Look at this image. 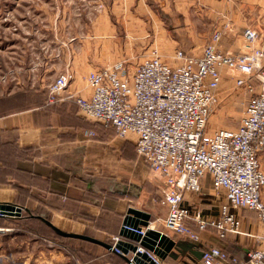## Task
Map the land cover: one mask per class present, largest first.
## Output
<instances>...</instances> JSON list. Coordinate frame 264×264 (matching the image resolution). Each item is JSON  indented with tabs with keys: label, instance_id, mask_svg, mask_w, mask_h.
<instances>
[{
	"label": "built area",
	"instance_id": "obj_1",
	"mask_svg": "<svg viewBox=\"0 0 264 264\" xmlns=\"http://www.w3.org/2000/svg\"><path fill=\"white\" fill-rule=\"evenodd\" d=\"M222 35V30H216L200 55L178 48L173 65L155 49L132 72L123 62L92 70L86 76L91 95L76 96L88 118L111 123L121 137L136 135L137 152L160 181L161 204L168 209L162 228L153 222L149 227L194 241L200 240V232L209 225L216 227L220 236L243 233L241 219L231 207L255 210L264 229V171L260 162L264 153V44L260 31L249 27L243 34L244 51H222ZM224 69L237 74V86L249 97L238 127L210 132ZM75 78L71 68L60 73L49 85L50 101H55ZM86 134L93 136L94 132L86 130ZM207 175L213 181V195L224 192L229 200V205L222 206L219 219L194 214L185 202L186 194L202 192ZM190 218L198 222V229L187 223ZM122 227L146 233L145 227ZM122 239L115 235L112 248L130 264H137L138 252H147L154 261L151 264H162L160 257L139 243L137 251L124 252L117 247ZM248 257L230 260L220 247L202 252L203 264H264V249L253 248Z\"/></svg>",
	"mask_w": 264,
	"mask_h": 264
},
{
	"label": "crops",
	"instance_id": "obj_2",
	"mask_svg": "<svg viewBox=\"0 0 264 264\" xmlns=\"http://www.w3.org/2000/svg\"><path fill=\"white\" fill-rule=\"evenodd\" d=\"M157 1L160 2V8L155 9V18L163 19L167 16L174 20L172 33L176 37L175 42L178 48L190 54L202 53L212 40V31L215 28L223 31L220 49L235 53L244 51L245 29L252 27L260 33L264 32V0ZM74 57L73 64L78 69L77 78L55 101H50L49 85L45 86L44 83H40L33 91L14 90L6 94L8 97L13 96L15 101L5 97L6 106L0 109V145L14 143L19 151L25 150L23 153L27 158H17L12 163H8L5 158L0 159V202L21 201L36 208L39 202L33 200L31 193L40 192L44 198L43 204L52 211L53 224L73 233H85L91 228V233L101 240L111 239L119 234L123 219L131 206L150 213L151 222L162 228L168 209L158 200H151L155 189L143 192L135 205L128 204L125 199H115L108 195L103 197L99 205L90 201L91 193L84 186L87 180L92 182L98 177L93 168H96L100 158L98 148L105 140L90 139L91 136L86 134V130L93 127L89 122L92 119L80 109L76 96L91 95L85 74L91 66L97 65L86 62L83 55L76 54ZM63 58L65 61L66 58ZM234 75L223 71L217 91L220 113L210 119L213 128L209 129L210 132L236 128L240 124L243 113L229 111L233 108L228 106V102L236 99L246 102L248 97L237 86ZM227 112L235 113V117L221 119V114L223 116ZM127 139L136 146L137 137L134 133L122 139L121 146H128ZM105 142L109 143L110 140ZM260 162L264 171V153L260 156ZM17 167H22L27 172ZM4 169L5 172L1 173ZM36 172L41 173V183L49 188L41 185L39 188V184L35 183ZM18 184L27 189L19 187ZM213 194V181L207 175L202 184V192L186 194L185 202L192 207L194 214L200 213L205 219H219L222 206L229 205V200L224 192ZM96 195L98 194L95 193ZM230 211L240 217L243 233L227 232L225 236H220L219 230L209 225L200 232V240L194 241L187 236L170 232L175 247L165 259L161 258L162 264H203L202 252L214 247L224 249L230 260L238 261L248 260V252L253 248L264 249V229L257 212L248 208L232 207ZM85 213L93 219L88 218ZM187 223L194 229L199 228L195 219H187ZM123 240L135 243L130 238ZM89 254L87 261H77L80 264H125L110 257L105 249L99 247L91 249Z\"/></svg>",
	"mask_w": 264,
	"mask_h": 264
},
{
	"label": "rangeland",
	"instance_id": "obj_3",
	"mask_svg": "<svg viewBox=\"0 0 264 264\" xmlns=\"http://www.w3.org/2000/svg\"><path fill=\"white\" fill-rule=\"evenodd\" d=\"M159 4L157 0H0V109L6 106L3 99L8 92L34 89L40 83L50 85L67 68L77 78L78 69L73 64L76 54L97 65L90 70L123 62L132 72L155 49L166 62L177 63L174 20L167 16L155 18ZM260 42L264 44V32ZM8 98L15 101L13 96ZM244 103L229 101L228 106L233 108L229 111L243 113ZM219 113L217 107L211 120ZM220 117L233 118L235 113ZM89 122L94 132L90 139L110 140L100 144V158L93 171L107 179L108 185L140 191L133 200L119 195L115 199L135 205L143 192L155 188L151 200L162 199L161 183L137 154L134 142L127 139L128 146H121L126 137H121L116 129L94 120ZM208 128L213 130L211 121ZM0 225L17 229H0V264H70L74 258L78 260L73 256L76 245L57 237L46 226L9 220H0Z\"/></svg>",
	"mask_w": 264,
	"mask_h": 264
},
{
	"label": "trees",
	"instance_id": "obj_4",
	"mask_svg": "<svg viewBox=\"0 0 264 264\" xmlns=\"http://www.w3.org/2000/svg\"><path fill=\"white\" fill-rule=\"evenodd\" d=\"M34 89H26V90L27 91H29V90L33 91ZM5 99L6 98L3 99L4 102H6ZM95 122L102 124L101 122H97V121H95ZM108 125L115 129V127L111 123L107 124V126ZM135 148H136V152H137V147L135 146ZM24 151L25 150L19 151V148L16 144L11 143V142H7V144L0 145V159L5 158V160H7L8 163L16 162L17 158L26 159L27 156H24V153H23ZM137 154H138V152H137ZM139 156H141V155H139ZM141 157L146 161V159L143 156H141ZM146 163L148 164L147 161H146ZM17 168L19 170L26 171V169H23L22 167H17ZM8 170L10 172H12L11 168H9ZM3 172H5V169L1 173H3ZM99 178L100 177L94 178L92 180V182L85 180L86 184L84 187L89 188L88 191H90L91 196L93 197V199L91 198L90 201L93 204L99 205L102 202L103 197H105L107 195L115 197V198L117 197V195H119L118 197L129 198V200H131V199L133 200L139 196V192H140L139 189L136 192H134V191L132 192L130 190H122L121 188H117L114 184L108 185V183L106 182L107 179H104V178L99 179ZM41 180H42L41 179V173L36 172L35 173V183L39 184V188H41L40 185L43 187H47L43 183H41ZM18 186L23 187V189H25V190L27 189L25 186H23V185L21 186V184H18ZM47 188H49V186ZM154 191L156 192V188ZM95 193L98 194V195H96L97 197L95 196ZM31 196H32L33 200L39 202V204L36 208L29 207L28 205H25L21 201H19V203H15V204L22 208L21 213L17 214V215H13V216L12 215H0V220L1 221L9 220L11 222L23 223V224L27 223V225L39 224L41 226L42 225L46 226L57 237L69 240L72 242V244L76 245L77 248L74 250L73 256H76L78 258V260L87 261L90 257L89 253H90L91 249L99 247V248L105 249L109 253L110 257L121 260L125 264H130L124 258V256H122L121 254H118L115 251L110 250V249H108V248H106L100 244L93 243V242H90V241H87L84 239H80V238L68 237V236H63V235L58 234L51 226H49L45 222V220H50L52 222V220H51V218H52L51 212L52 211L48 210L47 207H45V205L43 204L44 198L42 197L43 196L42 193H40V192L34 193L33 192V193H31ZM159 202H161V197L159 199ZM85 215L88 218L93 219V217H91V215L86 214V213H85ZM9 218H14V219H9ZM122 225H123V223L121 224V226ZM0 229H12L14 231L17 230L16 228H10V227L1 226V225H0ZM84 234L91 236V237H94V238H97V237H95V235H93L91 233V228L90 229L88 228V231H86ZM113 237L111 239H106V240H102V241L112 245L113 244ZM70 264H80V263L78 261H76V259L74 258Z\"/></svg>",
	"mask_w": 264,
	"mask_h": 264
},
{
	"label": "water",
	"instance_id": "obj_5",
	"mask_svg": "<svg viewBox=\"0 0 264 264\" xmlns=\"http://www.w3.org/2000/svg\"><path fill=\"white\" fill-rule=\"evenodd\" d=\"M22 208L17 206L12 202H0V215H17L20 214ZM152 221V215L146 211L140 210L136 207H129L127 214L123 219V225L134 226L138 230L143 227L146 228L145 235L139 232L129 230L128 228L122 227L119 235L123 238H130L135 241V243H129L125 240H121L117 243V247L122 249L124 252H128L129 249L132 251H137L138 244H141L147 250L154 252L158 257L165 259L169 252L175 247V241L170 237V235L163 233L160 230L152 229L149 227ZM45 222L51 226L58 234L68 237L80 238L93 243L100 244L110 250H113L112 245L108 244L98 238L88 236L84 233H73L67 232L53 224L50 220H45ZM124 258L129 262V259L124 256ZM137 264H151L154 263L152 258L147 252H138L136 256ZM150 262V263H149Z\"/></svg>",
	"mask_w": 264,
	"mask_h": 264
}]
</instances>
